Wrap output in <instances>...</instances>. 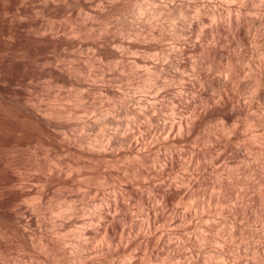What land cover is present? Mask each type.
Wrapping results in <instances>:
<instances>
[{"label":"clouds","instance_id":"obj_1","mask_svg":"<svg viewBox=\"0 0 264 264\" xmlns=\"http://www.w3.org/2000/svg\"><path fill=\"white\" fill-rule=\"evenodd\" d=\"M0 264H264V0H0Z\"/></svg>","mask_w":264,"mask_h":264}]
</instances>
